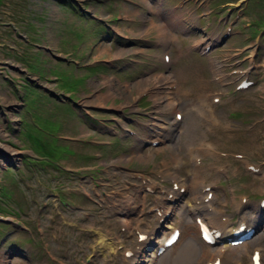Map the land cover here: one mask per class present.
Listing matches in <instances>:
<instances>
[{
  "label": "rangeland",
  "instance_id": "rangeland-1",
  "mask_svg": "<svg viewBox=\"0 0 264 264\" xmlns=\"http://www.w3.org/2000/svg\"><path fill=\"white\" fill-rule=\"evenodd\" d=\"M0 131V264H171L190 244L179 264H264V0H0ZM196 218L227 234L205 243ZM242 221L256 233L223 244ZM136 226L181 237L150 263Z\"/></svg>",
  "mask_w": 264,
  "mask_h": 264
},
{
  "label": "bare ground",
  "instance_id": "bare-ground-1",
  "mask_svg": "<svg viewBox=\"0 0 264 264\" xmlns=\"http://www.w3.org/2000/svg\"><path fill=\"white\" fill-rule=\"evenodd\" d=\"M160 32H161V35L162 36H164V37H166L167 36V34H166V32H165V29L163 30L162 28H160ZM165 40H173V41H175L176 40V36L175 35H171V38L170 37H166L165 38ZM171 61V59L169 60V62ZM219 68V64L215 61V69H216V72L219 70L218 69ZM218 75H220L219 73H217ZM165 77V76H164ZM157 79V78H156ZM167 79V78H166ZM171 78H169V80H170ZM159 80H160V78H159ZM158 80V81H159ZM162 83V82H161ZM175 81H171V82H168V86H167V88H171V89H174V87H175ZM178 83V82H177ZM176 83V84H177ZM160 85V84H159ZM162 85V84H161ZM167 85V84H166ZM165 85V86H166ZM178 85V84H177ZM143 86V85H142ZM155 88V87H154ZM178 88V87H177ZM138 89H139V87H138ZM171 89H169V90H171ZM147 89H146V87H143V88H141L140 90H139V92L137 93V95L136 96H133V104H132V102L131 103H129L131 106H132V108H135V102H136V99H137V97L140 95V94H142V93H144L145 91H146ZM150 90V89H149ZM165 90V89H164ZM153 93V92H152ZM162 93V92H161ZM170 94V93H169ZM111 95H114L113 93H111V92H109V93H107V94H100L99 95V100H100V104L98 105V106H100V107H106L105 106V103H101V102H103V101H105L107 98H109ZM154 95V94H153ZM174 95V94H173ZM156 96V95H155ZM114 97V96H113ZM165 97V96H164ZM167 97V96H166ZM171 97V96H170ZM173 97V96H172ZM168 99V97L166 98V100ZM213 99V98H212ZM218 99V102H220V98H217ZM156 99L154 98V101H155ZM161 100V99H160ZM170 101V100H169ZM160 102V101H159ZM164 102V101H163ZM213 103H214V101H212ZM156 103H158L157 102V100H156ZM167 103H169V102H167ZM167 103H166V105H167ZM171 103V102H170ZM85 103H83V105H84ZM165 105V106H166ZM136 109V108H135ZM165 110V109H164ZM205 110V109H204ZM212 117L213 118H215V116L214 115H212ZM182 122H183V117H181V119H180ZM222 125V124H221ZM222 127H223V125H222ZM222 127L219 125L216 129L217 130H221L222 129ZM0 136H2V132L0 131ZM213 147V146H212ZM211 146H210V148H212ZM215 147V146H214ZM213 147V148H214ZM0 148H4L5 150H7L8 151V148L7 147H5L4 145H2L1 144V142H0ZM201 150H202V148H200V147H189L188 148V151H187V155L189 156V158H191V159H193L194 160V162H198L197 160H199L198 159V156H199V154H200V152H201ZM218 152V151H217ZM143 157V156H142ZM203 165V164H202ZM194 167H195V164H194ZM200 173V172H199ZM172 178H178V182H177V184H179V187L180 188H184L185 190L188 188V186H187V184L185 183V180L184 179H180L179 177H177L176 175L174 176V177H172ZM200 178V177H199ZM176 182V181H175ZM202 182L203 181H201V182H199V185L201 184V185H203L202 184ZM175 195H178V193H176V194H174V196ZM194 198H196V197H194ZM213 201V200H212ZM159 202H161V203H159L158 205H156L155 206V210H156V213L158 214V212H160L161 213V217H159V218H162V216H164L165 214H167V212L168 211H171L172 209H170V208H167V209H165L166 207L164 206V205H166V200H163L162 198H159ZM214 202V201H213ZM175 206V205H174ZM211 206V205H210ZM161 209V210H159V208ZM202 208L203 207H201V206H197V205H195V207H194V209L198 212V213H203V210H202ZM174 209V208H173ZM176 211V210H175ZM206 212V211H205ZM204 215H207V214H205V213H203V216ZM127 216V215H126ZM214 216V215H213ZM215 217V216H214ZM213 217V218H214ZM212 218V217H211ZM211 218H209V219H211ZM208 219V220H209ZM213 221V222H212ZM130 222L131 221H129V219H127V218H124L123 219V226H125V227H128V226H130ZM209 222L211 223V224H213L214 223V225H215V227L218 229V231H222V232H226V230H225V228H226V223H224V222H222L221 221V224H216L217 223V219H213V220H209ZM125 227H122V228H124V230H125ZM136 229H137V236H136V238H138L139 237V235H141L140 237L142 238V237H145L142 241H144L142 244L143 245H145V247H147L148 249L150 248V244H149V242H147V238H149L147 235H146V231L144 230V229H141V228H139L138 226H136L135 227ZM195 228H197L198 229V231L200 232V225L198 224V223H196V225H195ZM196 229V230H197ZM157 232V231H156ZM152 234L154 235L155 233L154 232H152ZM159 234V233H158ZM140 238V239H141ZM179 240H180V235H179V237L177 238V240L170 246V248H172V247H174L175 245H177L178 244V242H179ZM164 241H165V239H164ZM190 244V243H189ZM127 250V249H126ZM125 251V250H124ZM208 251L209 250H203L202 251V257H206V256H209L210 254L208 253ZM221 253V252H220ZM128 254H130L129 253V250H128ZM199 255V251L197 250V248H196V245L195 244H190V245H188V246H186V248H184L181 252H179V255L173 260V262L171 263V264H179L181 261H183V259H186V260H189L190 261V259L191 258H195L196 257V255ZM230 257V256H229ZM197 258V257H196ZM195 258V259H196ZM214 260H215V256H214V258H213ZM212 259V260H213ZM229 259V258H228ZM227 259V260H228ZM134 260V258H132V257H130L129 258V262L130 261H133ZM205 260V259H204ZM211 260V261H212ZM210 260H208L207 262H211ZM206 262V263H207ZM191 264V263H190ZM194 264V263H193ZM220 264V263H219ZM250 264H251V255H250Z\"/></svg>",
  "mask_w": 264,
  "mask_h": 264
},
{
  "label": "water",
  "instance_id": "water-1",
  "mask_svg": "<svg viewBox=\"0 0 264 264\" xmlns=\"http://www.w3.org/2000/svg\"><path fill=\"white\" fill-rule=\"evenodd\" d=\"M10 155H13V154L9 153V152H6V150L4 148H0V157H3V158H5L6 161H9Z\"/></svg>",
  "mask_w": 264,
  "mask_h": 264
}]
</instances>
